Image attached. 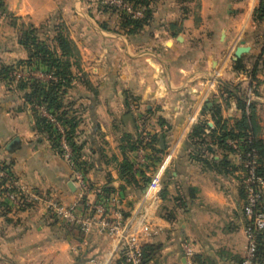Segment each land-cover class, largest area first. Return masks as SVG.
Masks as SVG:
<instances>
[{
	"label": "crops",
	"instance_id": "1",
	"mask_svg": "<svg viewBox=\"0 0 264 264\" xmlns=\"http://www.w3.org/2000/svg\"><path fill=\"white\" fill-rule=\"evenodd\" d=\"M2 1L6 17L0 22V72L13 67L14 73L26 65L28 73L35 67L18 64L30 56L20 41L21 31L30 27L49 44L61 32L73 47L72 80L61 95L59 113L66 110L76 122L78 165L94 192L118 195L125 217L156 168L157 149L173 152L163 174L153 235L144 241L159 250L147 264H188L185 243L194 250L193 264H241L247 245L244 163L239 153L208 136L213 129L221 132L214 112L229 130L242 117L235 96L225 88L230 82L254 102L256 134L264 140V19H254L261 0H152L151 18L135 33L122 29L118 14L99 10L95 0ZM239 47L248 51L237 57ZM239 59L246 71L233 69L232 62ZM255 66L256 87L250 76ZM27 91L0 75V162L43 200L22 210L0 200V264L110 259L112 237L96 230L84 234L48 208V198L58 195L71 202L78 189L73 168L49 136L37 130ZM140 123L152 135L154 154L149 166L137 171ZM200 123L208 126L204 145L191 137ZM15 137L20 146L9 152L7 145ZM126 162L132 165L131 179L122 173Z\"/></svg>",
	"mask_w": 264,
	"mask_h": 264
},
{
	"label": "built area",
	"instance_id": "2",
	"mask_svg": "<svg viewBox=\"0 0 264 264\" xmlns=\"http://www.w3.org/2000/svg\"><path fill=\"white\" fill-rule=\"evenodd\" d=\"M115 6L133 18H142L145 7H135L123 0H115ZM6 12L0 0V22L5 18ZM27 66L15 68L14 76L25 77ZM36 71V70H35ZM43 77V72L38 71ZM46 75V74H45ZM47 80H56L46 75ZM42 80H45L44 78ZM251 99H247L249 104ZM41 116L50 123L54 132L53 145L74 171V183L78 189L76 197L67 202L55 195L46 200L48 208L59 220L74 225L80 232L87 234L93 230L110 236L114 239V247L110 259L100 260L97 257H88L85 264H145L143 259L144 241L153 235L155 212L161 203L160 192L163 183V174L173 159V152L156 153L158 161L153 170L146 190L138 200V204L127 217H124L118 195H98L94 192L78 165L76 154L69 141L67 125L60 121L58 114L49 110L47 106L37 107ZM152 135L143 123L139 124V144L134 151V168L137 171L146 169L149 160L154 154L151 150ZM235 152L241 155L245 167L243 189L245 200L243 213L246 218L247 245L241 264H259L257 261L258 236L264 234V176L257 172V155L247 152L243 157L244 147L242 141H229ZM1 163V162H0ZM0 164V200L7 203L12 210H22L27 204L42 201L43 198L32 191L25 189L17 180L10 168ZM185 256L188 264H193L194 250L189 243L184 244Z\"/></svg>",
	"mask_w": 264,
	"mask_h": 264
},
{
	"label": "trees",
	"instance_id": "3",
	"mask_svg": "<svg viewBox=\"0 0 264 264\" xmlns=\"http://www.w3.org/2000/svg\"><path fill=\"white\" fill-rule=\"evenodd\" d=\"M125 3L133 4L135 7H145V14L142 18H133L121 11L115 5H105L102 8L103 12H110L113 14H119V25L122 29H127V33H135L142 29L149 21L152 15L151 0H123ZM255 20L264 19V0H261L259 6L255 10L254 14ZM37 29L30 27L27 30L21 31L20 41L21 44L27 48L30 52L29 59L27 61H20L18 64L25 63L28 65L40 64L43 66L41 71L46 75H51L56 78V80H36L34 79L31 83L25 81L20 84V87L28 91L25 94V99L27 103L33 109L36 105L47 106L49 110L54 111L58 114L60 121L67 124V133L69 135V141L73 148L74 153L78 156L81 153V146L74 142V131L76 128V122L74 118L67 117V111L62 109L61 95L65 88L70 84L72 77L69 71V58L74 55L73 47L68 40V38L61 32H58L53 41L49 44L44 40H41L37 36ZM233 69L235 71H246L245 64L242 59L232 62ZM38 68V66H35ZM14 68H2L0 75H3L5 80H13ZM258 67L252 69L250 72L251 85L257 86L260 81L257 79ZM227 93L229 95H234L238 104V107L242 110V117L238 119L234 124V129L229 130L225 122L218 119L217 113H213V118L216 123L220 126L221 132L217 134V130L213 129L209 134V138L218 142V144L227 150L235 151L229 141H242L244 147V152L242 156L244 157L247 152H253L257 155L258 168L257 172L264 176V140L257 137V121L254 102L251 101L249 105L246 103V91L241 90V88L234 83H227ZM228 88H231L229 90ZM222 122V124H221ZM208 127L206 123H200L195 126L191 137L197 139V144L204 145L208 143L205 136V128ZM36 128L40 132L48 133L49 139L54 142V132L48 120L41 116L37 118ZM208 150V148H207ZM157 152H162L161 149H157ZM2 167L10 168L5 162H1ZM128 179L133 177L132 165L126 162L123 166V172ZM110 191V190H106ZM162 193V191H161ZM129 214H125L127 217ZM159 250L153 244L147 243L143 245V259L145 264H147L151 257ZM264 256V234L258 236V251H257V261L262 264V259Z\"/></svg>",
	"mask_w": 264,
	"mask_h": 264
},
{
	"label": "rangeland",
	"instance_id": "4",
	"mask_svg": "<svg viewBox=\"0 0 264 264\" xmlns=\"http://www.w3.org/2000/svg\"><path fill=\"white\" fill-rule=\"evenodd\" d=\"M96 2H95V4H96V6L97 7H99V10H102V8L105 6V5H115V3H114V1L115 0H95ZM152 1V0H151ZM1 2H2V4H3V1L1 0ZM118 16H120L119 14H118ZM6 17V16H5ZM3 21V20H2ZM43 37V36H42ZM35 66H38L37 64L35 65ZM39 68H36V67H34L33 69H31V70H29V72L28 73H25L26 75H25V77L26 76H28V77H26V78H28V80H26V79H24L23 77H17V76H13L14 78V81L16 82V85L17 86H19L20 87V84L21 83H24L25 81H28V83H31L34 79H38V80H42L43 78L45 79V80H47V76L45 75V73H42L43 74V77L41 78V76H38L37 75V73L36 72H38L39 70H38ZM36 70V71H35ZM252 71V70H251ZM43 72V71H42ZM33 73L35 74V75H33ZM241 90H243V89H241ZM245 91V90H244ZM248 94V93H247ZM247 97V96H246ZM38 107V105H36L35 106V108L33 109V107H31L30 106V108H31V111H32V113H33V116L37 119V118H39V117H41V113H40V111H39V109L37 108ZM47 135H48V133H46Z\"/></svg>",
	"mask_w": 264,
	"mask_h": 264
},
{
	"label": "water",
	"instance_id": "5",
	"mask_svg": "<svg viewBox=\"0 0 264 264\" xmlns=\"http://www.w3.org/2000/svg\"><path fill=\"white\" fill-rule=\"evenodd\" d=\"M248 51V47H239L236 51V56L240 57L242 53H245ZM211 105V103H209V106ZM20 138L19 137H15L8 145H7V150L9 152H13L14 150H16L19 146H20ZM160 145L162 147V149H164V139L163 137L161 138L160 141ZM73 184V183H72ZM72 187V186H71ZM73 188V187H72ZM146 190V189H145Z\"/></svg>",
	"mask_w": 264,
	"mask_h": 264
}]
</instances>
